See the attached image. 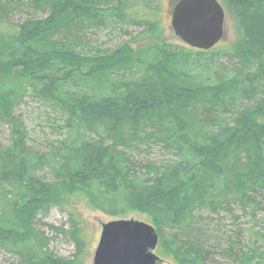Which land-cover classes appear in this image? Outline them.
<instances>
[{"label":"trees","instance_id":"1","mask_svg":"<svg viewBox=\"0 0 264 264\" xmlns=\"http://www.w3.org/2000/svg\"><path fill=\"white\" fill-rule=\"evenodd\" d=\"M154 2L0 0V118L12 129L10 145L0 144V249L22 264H76L49 252L35 228L37 215L63 205L69 192L107 215H148L156 251L177 264H222L210 262L217 253L234 261L223 264H264L254 224L249 245L227 238L221 248L203 223L206 212L232 215L237 205L255 216L264 205V0H221L241 34L219 55V44L102 50L81 36L128 20L158 36ZM31 9L44 15L11 19ZM223 55L229 68L217 66ZM19 83L57 106L71 132L30 159L5 86ZM147 142L174 158L136 166L127 152ZM69 234L84 245L77 224Z\"/></svg>","mask_w":264,"mask_h":264},{"label":"rangeland","instance_id":"2","mask_svg":"<svg viewBox=\"0 0 264 264\" xmlns=\"http://www.w3.org/2000/svg\"><path fill=\"white\" fill-rule=\"evenodd\" d=\"M160 5L158 12L159 33L158 36L143 34L148 24L138 25L128 20L123 23H117L115 27L109 29H85L81 36L86 39L91 47L102 50H114L120 46L124 49L126 44L133 51L146 45L149 42H155L160 46L171 49H190L175 32L171 25L172 12L175 5L180 0H155ZM220 3L223 5L221 0ZM157 3H150L152 6ZM226 12L225 19V35L223 40L215 49L216 54H221L224 50L234 45L241 34L236 20ZM154 12L153 8H151ZM149 13H151L149 11ZM41 17L44 14L37 13L34 10L13 11L10 16L14 21H23L29 16ZM152 21V19L148 20ZM149 29V28H148ZM149 38V39H147ZM211 55V54H209ZM219 57V56H218ZM218 68H229L232 62L227 56L217 58ZM11 83V82H10ZM25 84L19 83L13 85H5L11 92V99L14 100L13 115L23 121L27 131V140L25 141L29 154V159L35 155H44L51 150V145L58 140H62L70 135L69 129L66 127V119L62 116L61 111L52 102L45 101L34 94L33 89H27ZM11 125L0 118V144L7 146L11 143ZM131 156V160L136 166L141 164H161L174 158L162 144L157 143H138L136 147L127 152ZM41 174V173H40ZM65 202L63 205H54L48 212L40 213L36 217L35 228L39 234L44 237L48 243L47 249L57 257L66 258L74 261L76 264H93L96 248L98 246L102 226L114 220H137L148 224H152L148 215L131 211L123 217H114L107 215L102 211L94 209L87 198L79 193L65 194ZM234 214L220 211L218 213L205 215L203 221L208 234L212 236V241L221 248H227L229 241L238 242L243 247L251 242V238L247 232V228L255 225V230L263 233L264 239V205L255 213H244L237 205H232ZM255 220L256 222H253ZM77 224L79 236L84 245L80 247L77 241L69 234L73 230V226ZM242 231V235L237 237V232ZM78 231V230H77ZM77 231H75L77 233ZM169 232V230H167ZM229 238V241L227 240ZM203 240V239H202ZM261 246V239L258 242ZM239 250L240 246L235 245ZM162 261L159 264H177L173 256L164 255L162 257L156 251ZM217 263H233L234 261L219 255L213 256L210 262ZM0 264H22L20 257L9 252L6 249H0Z\"/></svg>","mask_w":264,"mask_h":264},{"label":"water","instance_id":"3","mask_svg":"<svg viewBox=\"0 0 264 264\" xmlns=\"http://www.w3.org/2000/svg\"><path fill=\"white\" fill-rule=\"evenodd\" d=\"M226 12L219 0H180L172 12L175 35L193 49L208 51L225 35ZM156 228L137 220H114L102 226L93 264H159Z\"/></svg>","mask_w":264,"mask_h":264}]
</instances>
